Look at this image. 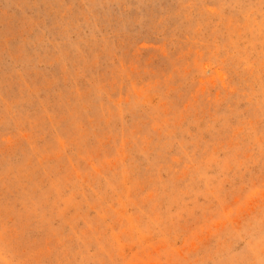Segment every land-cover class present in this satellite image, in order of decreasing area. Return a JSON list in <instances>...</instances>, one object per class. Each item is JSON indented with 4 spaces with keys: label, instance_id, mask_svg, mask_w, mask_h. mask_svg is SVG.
Masks as SVG:
<instances>
[{
    "label": "rangeland",
    "instance_id": "obj_1",
    "mask_svg": "<svg viewBox=\"0 0 264 264\" xmlns=\"http://www.w3.org/2000/svg\"><path fill=\"white\" fill-rule=\"evenodd\" d=\"M0 264H264V0H0Z\"/></svg>",
    "mask_w": 264,
    "mask_h": 264
}]
</instances>
